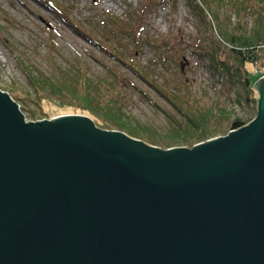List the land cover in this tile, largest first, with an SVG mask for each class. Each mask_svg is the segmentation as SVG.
Returning <instances> with one entry per match:
<instances>
[{
  "label": "water",
  "instance_id": "water-1",
  "mask_svg": "<svg viewBox=\"0 0 264 264\" xmlns=\"http://www.w3.org/2000/svg\"><path fill=\"white\" fill-rule=\"evenodd\" d=\"M257 117L161 150L85 115L27 123L0 91V264H264Z\"/></svg>",
  "mask_w": 264,
  "mask_h": 264
},
{
  "label": "rangeland",
  "instance_id": "rangeland-1",
  "mask_svg": "<svg viewBox=\"0 0 264 264\" xmlns=\"http://www.w3.org/2000/svg\"><path fill=\"white\" fill-rule=\"evenodd\" d=\"M247 1L0 0V91L20 106L27 123L83 115L75 94L37 93L26 74L71 90L77 83L74 73L81 71L83 78L100 81L102 90L113 89L112 96L100 100L98 115L110 128H100L96 119L100 129L121 131L106 115L109 107L130 128L157 141L133 139L161 150L191 149L165 145L169 128L181 115L129 67L149 73L164 91L178 88L190 110L212 111L213 126L222 127L219 137L229 134L237 118L252 122L257 110L245 102L240 79L231 74L234 58L222 36L239 34L240 24L251 29L255 15L245 10L252 7ZM213 56L230 72L214 69ZM247 69L257 71L255 66ZM253 94L258 101V92Z\"/></svg>",
  "mask_w": 264,
  "mask_h": 264
},
{
  "label": "trees",
  "instance_id": "trees-1",
  "mask_svg": "<svg viewBox=\"0 0 264 264\" xmlns=\"http://www.w3.org/2000/svg\"><path fill=\"white\" fill-rule=\"evenodd\" d=\"M40 1L44 3L48 2L49 4L51 3L49 2L51 0ZM247 2H251L253 8L249 7L245 10H248L249 12L253 11L255 15V21L253 22L251 29L246 30L244 25L240 24L238 27V30L240 31L239 34H232L230 35V37H226L224 34H222V36L225 43H227V45L231 48V54L234 58L233 64L235 65L233 71L235 73L231 72V74L232 76H234L235 74L239 77L246 93L245 102L249 106L251 104L254 105L258 113L259 102L257 101L255 94L253 93L257 92V90H255L254 88L255 83H257L259 79L264 76V73L258 70L261 68L259 67V63L264 61V0H248ZM51 6L53 7L54 5L51 4ZM210 12L212 14L214 13V11L212 10H210ZM113 56L119 60H123L122 58L117 57L115 54H113ZM213 61L214 69H218L220 66H222L225 71H229V68L224 65L225 62L219 61L218 57L213 56ZM248 65L255 66L257 71L250 72L247 69ZM263 65L264 63L262 64V66ZM129 68H131L135 72V74L139 76V79L145 82L149 87L156 90L163 98L170 102L174 106V108L177 109V112L181 115V119L176 120V123H174L169 128V136H166L170 141L165 144L166 146L193 148L199 143L213 139V137H219L222 127L218 125L213 126V120L215 116H213L214 113L212 111L197 113L190 110V103H187L188 100H184L183 97H181V93L178 91V88L164 91L163 89L157 87V84L154 81L150 80L149 73L143 72L136 67ZM26 74L28 75L29 81L31 82L37 93L44 89L45 94H55L58 96L60 95L59 98H62L61 96L66 93L75 94V97L80 102H78L77 104L81 108L83 112L82 114L94 118V122L98 121L96 119L100 120V118L98 117L100 113L99 108L101 106L100 100L107 99L106 95L108 94L109 96H112V94H114L112 93L113 89L110 88V86H107L104 90H102L99 84L100 81H93L89 79L88 76L83 78L81 76V71H77V73H74V80H77V83L71 90H67L66 88L58 86L57 82H55V80L53 79L43 76L37 78L33 75H29L28 73ZM113 76L115 77V75ZM252 77L255 79H253ZM42 101L44 100L42 99ZM109 102L114 105L116 104V100H110ZM111 110L112 109L107 107L106 115L109 116V118H111L113 121H115L114 126L117 127V129L130 135L131 138L134 137L153 145L156 144V139H154L152 136L149 137L147 135H144V133H140L136 129L130 128L123 121V119L116 116ZM98 122L100 123V126ZM98 122H96V125L100 128H110L101 120ZM248 123L251 122H244L242 119L237 118L233 121L230 127V131L242 128Z\"/></svg>",
  "mask_w": 264,
  "mask_h": 264
}]
</instances>
